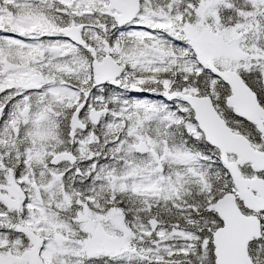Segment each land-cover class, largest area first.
I'll list each match as a JSON object with an SVG mask.
<instances>
[{"label":"snow or ice","instance_id":"1","mask_svg":"<svg viewBox=\"0 0 264 264\" xmlns=\"http://www.w3.org/2000/svg\"><path fill=\"white\" fill-rule=\"evenodd\" d=\"M0 264H264V0H0Z\"/></svg>","mask_w":264,"mask_h":264}]
</instances>
